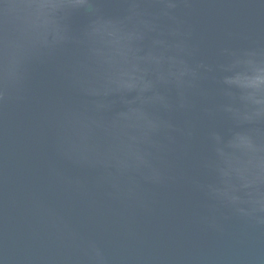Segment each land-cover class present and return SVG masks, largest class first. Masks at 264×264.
Instances as JSON below:
<instances>
[{
    "label": "water",
    "instance_id": "water-1",
    "mask_svg": "<svg viewBox=\"0 0 264 264\" xmlns=\"http://www.w3.org/2000/svg\"><path fill=\"white\" fill-rule=\"evenodd\" d=\"M21 3L0 0V264H264V103L225 82L264 66V0H88L47 43Z\"/></svg>",
    "mask_w": 264,
    "mask_h": 264
},
{
    "label": "clouds",
    "instance_id": "clouds-1",
    "mask_svg": "<svg viewBox=\"0 0 264 264\" xmlns=\"http://www.w3.org/2000/svg\"><path fill=\"white\" fill-rule=\"evenodd\" d=\"M87 4L88 0H22L19 5H5V7L29 9L30 27L33 30L34 40L47 43L49 33H54V38H59L58 22L63 18L61 14L66 15L68 9ZM247 63L251 65L252 61L249 60ZM225 82L252 89L253 91L248 93L246 98L254 99L257 104L264 103V100L256 99L257 94L264 95V66H254L251 74L238 72L234 76H226ZM244 186L247 187V184ZM222 194L232 201L240 199L227 189ZM260 207L264 209V196L260 199Z\"/></svg>",
    "mask_w": 264,
    "mask_h": 264
}]
</instances>
